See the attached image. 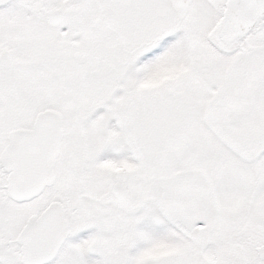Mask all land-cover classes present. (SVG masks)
<instances>
[{"label": "snow or ice", "instance_id": "6c2138e0", "mask_svg": "<svg viewBox=\"0 0 264 264\" xmlns=\"http://www.w3.org/2000/svg\"><path fill=\"white\" fill-rule=\"evenodd\" d=\"M0 264H264V0H0Z\"/></svg>", "mask_w": 264, "mask_h": 264}]
</instances>
